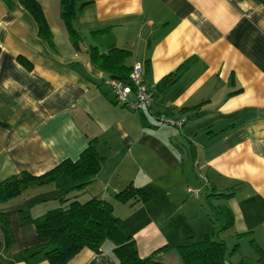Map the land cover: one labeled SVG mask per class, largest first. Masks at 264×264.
I'll use <instances>...</instances> for the list:
<instances>
[{
    "label": "crops",
    "instance_id": "0c3cea01",
    "mask_svg": "<svg viewBox=\"0 0 264 264\" xmlns=\"http://www.w3.org/2000/svg\"><path fill=\"white\" fill-rule=\"evenodd\" d=\"M36 1L52 46L17 0H0V183L75 161L94 140L101 167L70 194L110 202L140 257L179 264L177 246L209 235L236 240L229 264H258L250 240L264 251V0H82L73 22L77 47L60 0ZM92 47L126 49L125 65H143L150 107L115 103L105 83L111 76L91 62ZM168 111L186 119L180 129L157 120ZM130 184L151 199L116 200ZM73 185L58 175L0 197L7 222L0 221V264H49L36 251L43 240L32 219ZM221 207L232 215L226 229L213 213ZM111 249L109 241L98 252L84 247L67 264H117Z\"/></svg>",
    "mask_w": 264,
    "mask_h": 264
},
{
    "label": "trees",
    "instance_id": "16d2710c",
    "mask_svg": "<svg viewBox=\"0 0 264 264\" xmlns=\"http://www.w3.org/2000/svg\"><path fill=\"white\" fill-rule=\"evenodd\" d=\"M8 2V0H4ZM35 19L38 34L52 46L51 33L39 3L36 0H17ZM86 3L82 0H60V15L67 30L69 40L77 47L79 36L73 22L81 8ZM102 30L101 32H103ZM129 51L123 48H112L106 53H99L91 48V62L109 76L128 82L130 67L124 61ZM178 77L169 75L160 81L161 88H167ZM103 158L98 155L94 140H89L79 158L75 161L65 160L53 169L40 175L33 176L21 173L0 183V197L7 200L19 195L23 190L33 185L50 182L58 175L72 179L74 185L65 195L57 199L58 205L46 210L32 219L35 230L43 243L36 251H43L49 264H67L68 261L82 248L86 247L98 252L105 241L112 244L111 252L117 264H172L158 261L153 256L140 257L134 239L125 233L123 221L113 215L110 202L97 196H91L85 201H79L72 191L82 189L93 178L101 167ZM222 195V194H220ZM226 196V195H223ZM151 194L141 188L128 185L114 194V198L123 203L148 201ZM218 213L225 216L221 229L232 225V215L226 208H219ZM0 221L6 225V220L0 215ZM243 234H237V240ZM259 255L258 264H264V251L250 240ZM238 248L236 242L230 251L222 239H214L205 235L202 239L179 245L176 248L179 264H229L227 255Z\"/></svg>",
    "mask_w": 264,
    "mask_h": 264
},
{
    "label": "built area",
    "instance_id": "2783aa9c",
    "mask_svg": "<svg viewBox=\"0 0 264 264\" xmlns=\"http://www.w3.org/2000/svg\"><path fill=\"white\" fill-rule=\"evenodd\" d=\"M143 72V65L135 63L129 71L128 82L114 79L112 77L105 79V83L113 92L116 104L126 107L131 111H139L142 108H148L151 106L153 102V94L143 82ZM169 109L170 108L166 106L165 110ZM157 120L160 123L180 129L186 119L184 117L174 116L168 111L167 113L158 114ZM198 176L205 180V177L202 174L199 173ZM187 191L190 193L192 192L190 189H187Z\"/></svg>",
    "mask_w": 264,
    "mask_h": 264
},
{
    "label": "rangeland",
    "instance_id": "374dc122",
    "mask_svg": "<svg viewBox=\"0 0 264 264\" xmlns=\"http://www.w3.org/2000/svg\"><path fill=\"white\" fill-rule=\"evenodd\" d=\"M214 214H216L217 215V217L219 218L220 216H222V217H224L225 218V216L223 215V214H220V213H216V212H213ZM223 223V222H222ZM222 223H220L219 224V226H218V228H221V225H222ZM228 239H229V237H228ZM236 242V240L234 241V242H232L231 240H226V243H227V245L229 246V248L232 246V244L233 243H235ZM252 249V248H251ZM253 250V249H252ZM240 251L243 253V254H245L246 253V249L245 248H242V249H240ZM246 259V258H245ZM250 260H251V258H249ZM248 259V260H249ZM247 260V259H246ZM170 263V262H169ZM258 263V262H257ZM245 264V263H244ZM247 264V263H246Z\"/></svg>",
    "mask_w": 264,
    "mask_h": 264
},
{
    "label": "water",
    "instance_id": "95a60500",
    "mask_svg": "<svg viewBox=\"0 0 264 264\" xmlns=\"http://www.w3.org/2000/svg\"><path fill=\"white\" fill-rule=\"evenodd\" d=\"M112 78H114V79H118V77H116V76H111Z\"/></svg>",
    "mask_w": 264,
    "mask_h": 264
}]
</instances>
